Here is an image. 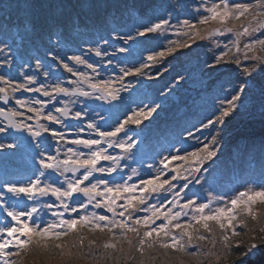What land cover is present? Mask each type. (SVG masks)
<instances>
[{
    "label": "snow or ice",
    "instance_id": "1",
    "mask_svg": "<svg viewBox=\"0 0 264 264\" xmlns=\"http://www.w3.org/2000/svg\"><path fill=\"white\" fill-rule=\"evenodd\" d=\"M184 8L180 3L172 4L166 9L167 16L136 27L137 37L174 28L177 39L171 41L165 50L148 55L146 61L141 60L138 67L121 68V75L115 79L99 76L96 64L89 62L88 56L94 52L96 57H106L107 63H112L113 57L108 54L107 47L102 48L96 41L91 42L87 52L81 50V54L67 58L74 62V66H70L55 47L50 50L52 61L77 77L67 85L59 78L51 84L39 80L42 69L45 78L55 75L51 72V65L39 58L34 70L21 71L22 82L0 75V100L5 105L17 92L40 93L49 98H16L18 107H0V118L7 122L6 126L0 127V133L8 129L27 133L26 137H11L12 142L7 145L0 143V149L11 150L9 156H15L17 152H32L34 159L39 157V167L26 182L6 176L0 178V209L15 222L0 226V264H25L33 252L44 257V264H221L232 255L233 247H240L239 244L233 246L231 241L240 235L238 227H248V220L259 226L251 231L264 234V215L256 210L264 205V172L259 188L249 185L226 201L210 192L207 202L197 203L198 197H190L186 191L190 184L201 183L198 174L202 170L207 171L203 167L205 162H214L218 156L223 141V128L218 126H222L225 117L241 106L238 102L249 88L248 81L256 75L264 76V0H200L196 11L189 14L190 18L181 21L180 14ZM172 19L176 20L175 26ZM104 23L110 25V38L101 37L105 45L110 46V40L122 41L123 45L134 41L131 32L123 30V14H106ZM94 27L95 22L90 18L74 15L63 24V30L57 25V31L51 33L49 39L54 34L56 43L60 44L71 37L72 31L86 32ZM9 33L12 43L8 40ZM0 34L5 37L0 40V57L2 63L8 65L12 61L4 55L5 51L11 53L17 40L23 42L37 35L32 6L21 4L19 0L0 2ZM216 37H225L227 42ZM197 38L212 40L220 53L214 57L215 63L227 58L240 70L243 80L233 89L230 98L220 100L218 114L214 113V118H209L202 125L203 129L209 130L204 137L206 142L196 138L194 150L163 157L159 161L162 167H158L155 174L142 176L127 163L134 142L129 136L131 129L126 130L125 126L130 123L139 125L141 117L147 119L157 111L158 104L133 110L131 116L118 122L111 130H101L99 125L89 122L87 128L95 133L96 138L77 135L66 140L64 131L40 122L44 120L71 128L70 123H65L70 115L77 120L87 115L86 105L72 112L74 106L83 103L80 98L121 99V89L115 87L117 81H123L129 75H144L143 70L150 66L148 62H156L177 48L190 47L188 41L194 42ZM123 45L117 51L124 53L131 49V45ZM75 65L90 69L99 79L76 69ZM84 85L89 90H85ZM49 102L54 103L45 113ZM19 109L33 115L25 116V111ZM261 114L264 115V87L261 88ZM34 118L35 126L26 122ZM78 131L83 132L84 129L79 128ZM42 133H50V138L58 145L66 141L67 145L77 147L68 146L63 153L57 147L55 154H46L41 150L45 144ZM121 133L127 140L118 138ZM108 149H120L123 155L111 154ZM9 156H5V167ZM121 161H124L123 168L130 169V173L126 178L121 175L117 179L113 173L121 169ZM102 162L109 164L105 166ZM133 177L137 180L133 181ZM41 198L54 199L41 203ZM152 200L155 202L149 203ZM220 203L223 206H219ZM213 204L218 206L212 207ZM89 208L94 210L89 211ZM100 209L103 212L95 211ZM49 210L56 219L45 222L42 217ZM157 221L161 222L157 224ZM88 233L94 238L89 239ZM97 233L108 238L98 243ZM70 235L75 239L69 241ZM256 239L257 236L252 235L251 240ZM261 247L264 245L249 243L243 256H254ZM236 264H243V261Z\"/></svg>",
    "mask_w": 264,
    "mask_h": 264
},
{
    "label": "rangeland",
    "instance_id": "2",
    "mask_svg": "<svg viewBox=\"0 0 264 264\" xmlns=\"http://www.w3.org/2000/svg\"><path fill=\"white\" fill-rule=\"evenodd\" d=\"M176 3V1H173ZM173 2H167L169 5H171ZM180 4H185L186 8H184V11L180 14V20L183 19H189L191 13H194L197 9V7L200 5V0H177ZM166 6V9H168V5ZM166 12V11H165ZM128 22V21H127ZM131 23V24H130ZM171 23L175 26L176 20L172 19ZM145 24L142 21H131L127 23L128 26L124 27V31L128 32L130 31L133 37L135 38L134 41H128V45H131V48H138V45H143L142 42H153L152 44L155 45L153 49H157L156 52H160L165 50L171 41L176 40L177 36L175 35V29L171 28L167 32H157V33H150V35L144 36V37H137L135 33L136 27H140L141 25ZM102 35V34H101ZM104 39L110 38V29L109 33L102 35ZM5 37L0 34V40L4 39ZM215 39L220 40L222 42H227L225 37H216ZM9 42H12L10 39V35L8 36ZM49 42V40H47ZM53 42H56L53 38ZM99 45L104 48L107 47L108 54L113 57L112 63H107V58L104 57L101 60H93L97 66L99 76H103L104 79H115L117 76L121 75L120 69L126 68V67H132V66H139V63L141 60L144 59V61L147 60L148 55L153 54L154 50L152 48L148 49V51H145L144 56H140L136 53H133L131 51L121 53L117 51V49L123 45V42H116L114 40H110V46L105 45L104 41L101 39ZM188 43L190 44V47L185 48H177L174 52L171 54L165 55L164 57H161L159 61L157 62H148L149 67L145 68L144 75H129L124 77L123 81H117L115 84L116 88H120L121 91L119 92V96L121 99L115 100V103L113 106H111L112 114L106 113V117L99 118L97 117V110H93V113L89 110L90 108L87 107V115H82L80 118L81 123L75 124V135H79L81 138H88L90 135L92 137L95 136V133L87 128V124L89 122H94L97 125L100 126L101 130H111L112 127H114L118 122H123L128 116H131L133 110H139L141 108L140 105H136L134 100L137 99L135 96L139 93L146 94L145 97L141 100L142 102L146 100L147 102L151 101L150 96L148 95L151 87H156L160 90L158 91L162 98L161 100L165 98V96L168 94V92H171L172 101L168 105V107H162V103L160 102V110L158 111L162 114V117L166 119L160 118L162 121L159 120V117L161 115L158 114V112H154L151 115V118L153 117L154 125L157 127L153 133V141L150 143H147L144 139L139 137V135L136 133V130L133 128L132 125L134 124H128L125 126V129H131L129 132V136L132 137L134 142V147L131 150L132 155H129L127 157V163L131 166V168H136L140 175L147 177L149 174H155V170L158 167H162L159 163V161L165 157L170 156L171 154H176L179 152L181 155L184 154L185 151H192L197 146V140L196 138H199L202 142H206L204 140V137L208 135L209 130L203 129L202 125L207 123V120L209 118H214L213 114L216 112L215 106L219 108L220 100L227 98H230L233 89L237 88L233 77H235V69L230 68L228 69L225 66V63H215V56H218L219 49L215 46L214 42L212 40L204 39L201 40L197 38L194 42L189 40ZM116 44V45H115ZM116 46L113 48V46ZM128 45H123L127 47ZM2 46V45H0ZM91 46V45H90ZM83 51L86 50L85 47L81 48ZM14 47L12 50V54L5 51L4 55H8V53L11 56L12 62H15L17 59V55L14 51ZM37 52V51H31ZM85 52V51H84ZM77 51H75V55ZM79 54H81V51H78ZM119 53V54H118ZM155 53V52H154ZM35 56L34 62L36 63V59L38 56V53H33ZM132 56H135L136 58H132ZM41 58V57H40ZM39 58V59H40ZM89 58V57H88ZM162 58H165L164 60H161ZM134 61H130V60ZM41 60V59H40ZM179 60V61H178ZM19 61V60H18ZM24 64H27V69L32 71L35 69V63L30 65L29 62H26L25 60ZM42 61V60H41ZM66 61V60H65ZM44 63H47L48 61H42ZM89 62H91L89 58ZM162 64H161V63ZM180 62V63H179ZM2 64V62L0 63ZM31 66V68L29 67ZM49 65H52L51 68L53 71H60L62 73V65H58V63H54L53 61L49 62ZM69 65L74 66V62H69ZM157 66V67H156ZM176 66L180 67L182 66L183 69H178V72L172 73V70L176 68ZM61 68V69H60ZM75 68L78 70H84L90 74H93L90 69H86L83 66L75 65ZM1 71V69H0ZM44 71L43 69L40 70V72ZM229 71V72H226ZM29 72V71H28ZM219 73L220 75L224 76V79L221 80L218 83H214V77L213 75ZM89 74V75H90ZM213 74V75H212ZM62 75V74H58ZM166 76V78H164ZM63 78V77H62ZM61 79V78H60ZM212 82L210 83V81ZM162 81V82H160ZM123 82H126L125 84ZM210 83V84H209ZM224 83V84H223ZM208 84L209 89L206 92H203L204 88H206V85ZM126 86V87H125ZM179 86H185V88H188L187 91L184 90V95L188 97V102L191 105V108L187 113L178 111L176 108L179 105V103L184 99L182 96L183 90H180ZM178 89V90H177ZM222 93V94H221ZM188 94V95H187ZM116 101H120L124 103L123 107L120 109L116 105ZM86 104V103H85ZM130 107L127 109V105ZM78 105L82 106L83 103H78ZM58 107V106H57ZM101 107V106H100ZM145 108V107H144ZM77 110V109H76ZM47 111V110H46ZM100 113V112H99ZM157 113V118L155 117V114ZM55 114V113H54ZM159 115V116H158ZM89 117H91V121L89 120ZM143 118V117H141ZM167 121V122H164ZM169 122H171L170 127ZM109 124V127H106V125ZM227 125L224 123L222 126V147L220 149V152L216 158H214L213 161H206L204 164V169H207V171H203L198 174L201 176V183L189 185L188 195L193 198H197V203L201 202H207V198L209 193L211 192L213 195H217L219 197H222L223 200H228L235 194H237L240 191H244L245 188L249 185H254L257 188L261 186V176L262 172H264V142L261 143V141L257 142H250V141H238L235 143L233 148L231 146L227 147L225 146L224 137L226 135L227 131ZM83 128V132H79L78 129ZM159 132V133H158ZM191 133V134H190ZM120 139L127 140V137L123 135V133L119 134ZM8 138L5 135L0 134V143L2 141L7 140ZM49 145H51L49 147ZM231 145V143H230ZM72 147H77L75 145H71ZM147 146H150L151 148L147 152V154H140ZM57 148V145L52 143H47L43 145L42 150L47 153L55 154V149ZM229 149L231 150V154H234V157L230 158L231 161H233L232 165L228 167V172H234L233 174V180L228 182V180H222L219 183V179L221 177H217L216 172L220 168L218 165L219 160H222L223 156ZM66 150L64 147L61 148V153ZM3 151H6L5 149H0V157H2L4 154ZM84 151H87L84 149ZM109 153L114 155H123L120 149H117V151H109ZM33 157L29 155V161L28 157L25 160H22V168L18 170V172L8 174V172H0V178L7 177L8 179H14L16 181H24L26 182L27 179L32 176V172L35 168H38L39 166L35 165L36 161L32 162ZM61 159H63V155H61ZM4 158H0V161H3ZM2 163V162H1ZM38 163V161H37ZM174 164L176 162H173ZM217 163V164H216ZM108 163H105V166H108ZM124 161H121V169L118 170L117 173H113V176H115L117 179L120 178L121 175L124 176V178L127 177V175L130 173V169L123 168ZM149 165L152 167L150 168ZM2 167V166H1ZM231 174L229 175V177ZM207 178V179H206ZM58 179H60L58 177ZM137 177H133V181H136ZM130 181V182H133ZM171 199V196L168 197ZM51 202L49 199L41 198V203L43 202ZM155 200L149 201V203H153ZM29 205L31 202L26 201ZM218 206L217 204H213L212 207ZM219 206H223V203H220ZM94 210L89 208V211ZM257 212L264 215V205L259 206L257 209ZM98 212H103L102 209L95 210ZM144 213H139V215H143ZM67 215V214H66ZM75 215V214H73ZM110 215V214H109ZM43 220L45 222H50L52 220H55L56 217L52 216L51 211H46V214L43 215ZM187 219V218H184ZM161 221H157V224H159ZM248 222H252V224L244 228L241 226V228H237V231L240 233L239 236L233 238V246L236 244H239L241 248H235L233 247V252H236L235 256H229V262H237L238 260L245 259V256H243L244 249L247 247L249 243H252L251 240L252 235L259 236V232L251 231L250 229L254 230L257 229L259 226L255 224V222L248 220ZM5 223H12L15 222L11 220L10 217L6 215V213L0 209V226H3ZM31 223V222H30ZM43 226V225H42ZM254 226V227H253ZM254 228V229H253ZM87 233V229L84 230ZM254 232V233H253ZM262 234L260 233V236ZM71 236V235H70ZM69 236V237H70ZM96 236L98 237L97 242L101 243L105 239H107V235H102L97 233ZM69 237L67 238L69 241ZM88 238L92 239L94 238L92 234L88 233ZM63 242V241H61ZM87 242V241H86ZM255 243V242H254ZM243 248V249H242ZM258 250H256L255 255L257 254ZM254 255V256H255ZM247 257H253V255L246 256ZM25 264H44V257L38 256L35 257L34 255H30L26 261ZM55 264V262H53Z\"/></svg>",
    "mask_w": 264,
    "mask_h": 264
},
{
    "label": "trees",
    "instance_id": "3",
    "mask_svg": "<svg viewBox=\"0 0 264 264\" xmlns=\"http://www.w3.org/2000/svg\"><path fill=\"white\" fill-rule=\"evenodd\" d=\"M173 1L174 0H19L21 4H28L32 6L33 23L35 25V29L37 33V35L25 39L24 45L28 50H31L32 48L36 47L38 49L47 51L48 50V46L46 44L47 37H49L51 33L57 31V25H60L62 28L63 24L70 17L74 15H79L82 19L90 18L91 21L95 22V27L90 28L86 32L84 30L72 31L71 37L67 39L66 42L70 40L78 42V38L81 32H83L85 36L95 34L97 31L107 32L110 29V25H106L104 23V19L106 14L109 13L123 14L125 18V26H128L127 23L129 22V20L142 21L145 24L153 23L156 20H158L159 17L167 16V11H166V6L168 4L167 2H173ZM175 1L176 3H178L177 0ZM0 2H9V0H0ZM11 2H16V0H11ZM176 3L173 2L172 4H176ZM184 6L186 8L185 4ZM147 35H150V33H148ZM142 43H143V47L146 49H150V48L153 49V47H155V45L152 44L153 42L147 41ZM52 48L53 47H51V49ZM153 50L154 52L157 51V49L155 48ZM159 59L157 60V62L159 61ZM164 59L165 58H162L161 60ZM221 63H225V66L228 69H230L231 67L235 69V77H233L232 79L235 83H237L235 85L236 87H238L243 80V75L240 72V70L237 69L235 64L228 62L227 58L224 61H221ZM246 63H249L250 65L251 62H246ZM181 68L183 69L182 66L180 67L176 66V68L172 70V73L178 72V69ZM213 77H214L213 79L214 83H218L224 79V76H222V74L220 75L219 73L214 74ZM164 78H166V76H164ZM211 82L212 80L210 81V83ZM248 83H249V88L246 89L245 94L242 97V100L238 102L241 104V106L234 113L230 114V116L225 117V124L227 125L226 126L227 133L224 137V142H225V146L227 147L231 146V148H233L234 146L238 145L237 143L238 141L241 140L249 141L255 138H258L259 140L264 142V115L261 114V88L264 87V76L256 75L253 78H251L248 81ZM157 85L155 87L156 94H158L159 91L157 89ZM179 87L181 91L183 90V92L181 93L184 99L179 103L176 109L178 111L187 113L192 105L189 104L188 97L184 95V90L187 91L188 88L184 89L185 86L184 87L179 86ZM208 89L209 86L207 84L206 88L202 90H204L203 92H206ZM161 98L157 100L154 103V105L158 104L160 106V102H163L161 104L162 107L164 106L168 107L167 103L164 102L165 99L161 100ZM171 101H172V96H171ZM159 108H157L156 112L161 111ZM215 109H216L215 113L218 114L217 112L218 107L215 106ZM158 114H160V112H158ZM150 117L151 116H149L147 119L150 120ZM155 117L157 118V113L155 114ZM160 118L163 119V117L161 116L159 117V120L162 121ZM148 120L141 119V123L139 124V126L144 127L145 129L146 127L145 121L149 122ZM170 124L171 122H169L168 125L169 127ZM235 143L237 144L235 145ZM231 150L232 149H229L227 153H225V155L223 156L222 160H219L218 165L220 166V168L218 169V171L222 172L226 167L232 165L233 161H231L230 158L234 157V154H231ZM247 224L249 227L252 224V222L247 221ZM256 234H259V236L253 242L260 245H264V238H261L262 236H264V234H262L261 236L260 233H256ZM217 235H219L218 229H217ZM69 239L71 241L75 239V237L70 236ZM231 243L233 244V240L231 241ZM235 254L236 252L232 251V255L230 256L234 257ZM32 255L38 257V255L35 252H33ZM241 260L243 261V264H264V247L259 248L255 256L247 257V258L245 257V259H241ZM81 264H83V262H81ZM221 264H236V263L233 261L229 262V258H227L226 260L221 261Z\"/></svg>",
    "mask_w": 264,
    "mask_h": 264
},
{
    "label": "flooded vegetation",
    "instance_id": "4",
    "mask_svg": "<svg viewBox=\"0 0 264 264\" xmlns=\"http://www.w3.org/2000/svg\"><path fill=\"white\" fill-rule=\"evenodd\" d=\"M22 80H23V77L21 78ZM15 80V79H14ZM22 80H18V79H16L15 81L16 82H22ZM0 86H2V85H0ZM84 87L85 88H87V85H84ZM37 96H39V97H41V99H44V100H48L49 98H47V97H43L40 93H30V92H24L23 94H21V92H17V93H15L14 94V98L13 99H10V101H9V103L7 104V106H5L4 108L5 109H7L8 107H18V106H16L15 105V99L16 98H20V99H25V100H29V99H36L37 98ZM52 103H54V102H49L48 103V105H47V107H49V106H51L52 105ZM46 107V108H47ZM20 111H25V116H27V112H26V110L25 109H19ZM45 111V110H44ZM28 115H33V114H31V113H29ZM26 122L27 123H31L33 126H35V124H36V120H35V118L32 120V121H27L26 120ZM41 123H43V124H45V121L44 120H41L40 121ZM66 123V122H65ZM73 123V122H72ZM72 123H70L71 125H72ZM46 125H48L49 127H60V126H62V127H64L63 125H61V124H50V122H48L47 121V124ZM74 125H75V123H74ZM74 125H72V126H74ZM3 126H6L3 122H1L0 121V127H3ZM72 128V127H71ZM71 128H69V130H70V134L72 133L71 132ZM7 133V136H9L10 138L11 137H13L14 135H11L10 134V131H6L5 132V134ZM49 137V135H48V133H42V138H48ZM11 142H12V139H11ZM8 152L10 153L11 152V150H8ZM20 152H17L16 153V155H18ZM14 158H15V156H14ZM103 163V162H102ZM98 175V174H97Z\"/></svg>",
    "mask_w": 264,
    "mask_h": 264
},
{
    "label": "water",
    "instance_id": "5",
    "mask_svg": "<svg viewBox=\"0 0 264 264\" xmlns=\"http://www.w3.org/2000/svg\"><path fill=\"white\" fill-rule=\"evenodd\" d=\"M6 122V121H5ZM7 123V122H6ZM12 131L14 132V133H21V131H18V130H16V129H12Z\"/></svg>",
    "mask_w": 264,
    "mask_h": 264
}]
</instances>
